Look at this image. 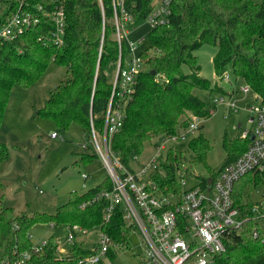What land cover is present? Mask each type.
Listing matches in <instances>:
<instances>
[{"label": "trees", "instance_id": "1", "mask_svg": "<svg viewBox=\"0 0 264 264\" xmlns=\"http://www.w3.org/2000/svg\"><path fill=\"white\" fill-rule=\"evenodd\" d=\"M152 1L125 0L122 9L131 20L123 25L132 29L145 22ZM20 7L22 12L39 17L40 22L12 41L0 40V130L12 88L33 85L51 62L65 68L66 79L49 91L36 117L51 120L62 131L77 124L88 133L90 123L101 130L119 54L112 0H0V25ZM60 9L65 15L66 28L64 44L58 48L49 42L54 26L48 15ZM117 17L122 24L120 8H117ZM148 37L153 54L148 58L144 50L138 53L143 68L136 78L131 100L125 105L122 128L111 140L112 150L128 169H131L132 158L140 156L147 143L176 134L187 125L189 116L201 120L210 118V95L213 92L219 95L222 90L200 75L195 52L202 46L216 48L212 58L215 73L221 74L230 66L234 78L242 79L264 100V0L260 3L253 0H172L170 21L149 31ZM120 48L123 63L127 56L123 40ZM183 66L190 72L183 73ZM151 71L156 75L151 76ZM187 144L193 164H206V153L211 149L209 141L199 134ZM247 144L248 141L239 137L233 140L224 137L222 145L226 158L217 169L208 167L209 177L215 178L224 165L245 151ZM86 154L81 155V164L97 158L95 154ZM8 158L9 152L0 142V163ZM183 160L177 146L166 152L159 171L151 176L158 193L181 192L177 171ZM196 178L204 188L206 179ZM258 180L257 175H248L234 186L233 204L242 218L248 220L240 230L230 233L218 264H264V239L252 238L256 223L246 209ZM110 188L107 177L83 194L70 193L68 201L54 214H16L3 204L0 194V264H13L21 253L30 250L33 245L28 232L38 224L79 225L89 230L99 227L114 242L129 247L131 229L123 223L120 206L115 207L108 223H103L101 218L107 205L105 201L80 209L82 203L99 191ZM53 239L47 240L43 254L39 259L33 257L32 264L55 261ZM70 251L69 260L61 264H76L78 258L89 254V249L78 242Z\"/></svg>", "mask_w": 264, "mask_h": 264}, {"label": "built area", "instance_id": "2", "mask_svg": "<svg viewBox=\"0 0 264 264\" xmlns=\"http://www.w3.org/2000/svg\"><path fill=\"white\" fill-rule=\"evenodd\" d=\"M125 0H112L114 11L115 39L118 43L119 54L112 81L110 99L103 117V127L96 129L90 123L89 144H83L84 150L91 149L97 156L108 174L111 184L110 190H101L88 201L80 205L84 210L92 203L105 201L102 222L111 220L116 206H120L121 216L125 227L139 234L144 256L143 264H218V257L225 252L231 232L240 230L245 221L240 210L235 207L232 193L237 182L244 177L257 175L264 184V100L254 95L253 106H248L250 114L248 127L240 134L241 140L248 141L247 148L234 161L224 165L215 178L208 177L204 188L197 182L188 190L176 194L161 195L157 192L151 176L159 171L158 159L165 152L168 144H177L186 140L188 134L197 132L201 127V119L189 116L187 125L172 136L156 138L157 145L153 153L144 163L138 161L139 156L132 158L134 165L126 168L120 162L119 156L111 148V140L122 128L124 109L131 100L136 78L143 68L142 59L138 53L140 43L127 40L128 29L125 22L130 17L124 13L122 7ZM172 0H153L145 24L151 30L168 24L171 17ZM117 8L121 9L123 23L118 21ZM40 10V9H39ZM49 20L53 24V31L49 35V42L60 48L64 44L65 15L62 9L51 12ZM39 17L24 13L21 7L11 13L0 25V40L12 41L30 27L38 25ZM126 40L127 56L121 62V42ZM125 42V41H124ZM223 82H231L226 71L218 75ZM251 90L245 86L241 92L247 94ZM222 94L209 99L210 114L213 109L223 105ZM234 109H236L234 107ZM241 127V126H240ZM58 139L57 133L51 135ZM165 157V156H164ZM183 165L177 171L180 186L183 182ZM85 181L87 174H81ZM211 179V186L207 190V180ZM264 196V192L262 197ZM252 214L255 227L251 232L253 239L262 238L259 222L264 224V198L247 206ZM51 228L54 223L48 224ZM67 235L64 240H54V262L61 264L68 261L70 248L74 243L82 244L89 249V254L77 259L76 264H114V260L122 249H129L116 243L99 227L92 230L79 225L64 226ZM90 244V247L86 246ZM48 241L33 245L30 250L19 255L13 264H32L33 257L39 259ZM130 246V243H129Z\"/></svg>", "mask_w": 264, "mask_h": 264}, {"label": "rangeland", "instance_id": "3", "mask_svg": "<svg viewBox=\"0 0 264 264\" xmlns=\"http://www.w3.org/2000/svg\"><path fill=\"white\" fill-rule=\"evenodd\" d=\"M260 3L261 0H253ZM128 29L127 40L139 42L146 57L152 56L148 33L150 28L143 22ZM126 43V40H124ZM216 48L204 45L195 52L200 65V75L211 81L213 87H220L223 105L213 109L210 118L201 120V128L188 134L186 140L177 144H168L165 152L158 157L163 160L166 152L177 146L183 155L182 190H188L198 182L196 176L205 179L209 177V168L217 169L226 158L222 141L240 137L248 127V106L256 104L254 92H241L246 85L243 80L235 79L230 66L224 71L228 73L231 82H223L218 78L212 65ZM183 73H189L186 66ZM66 79L65 68L51 62L43 76L29 87L14 86L4 110L3 124L0 130V142L3 143L9 158L0 163V194L3 204L14 213H45L54 214L59 206L68 201L70 193L83 194L87 190L101 184L108 176L103 163L95 158L93 161L81 164V155H94L93 150H84L81 146L89 144V135L77 124H71L67 131L59 130L48 119L36 117V112L43 106L49 96V91L60 85ZM219 93V94H220ZM207 94H203L205 97ZM218 96L213 92L210 96ZM209 97V96H208ZM234 107L236 109H234ZM238 125L241 127L238 128ZM57 133L60 138L52 139ZM201 134L210 143L211 149L206 153V164H193V156L187 142ZM157 140L153 139L145 145L144 152L138 161H144L152 155ZM209 149V148H207ZM86 154V155H87ZM79 163V164H78ZM131 166L134 162L131 161ZM209 167V168H208ZM81 174H87L84 181ZM259 179L249 196V203L254 204L264 198V184ZM261 236L264 239V224L259 222ZM32 245L47 241L53 237L64 240L67 230L62 225L51 228L48 224L33 226L28 232ZM90 247V244H86ZM144 249L136 230L130 237L129 249H122L114 260V264H143Z\"/></svg>", "mask_w": 264, "mask_h": 264}, {"label": "water", "instance_id": "4", "mask_svg": "<svg viewBox=\"0 0 264 264\" xmlns=\"http://www.w3.org/2000/svg\"><path fill=\"white\" fill-rule=\"evenodd\" d=\"M149 74L151 75V76H155L156 75V72L155 71H151V72H149ZM238 128H240V125H238ZM211 179H208L207 180V185H208V188H207V190H209V188H210V186H211Z\"/></svg>", "mask_w": 264, "mask_h": 264}]
</instances>
